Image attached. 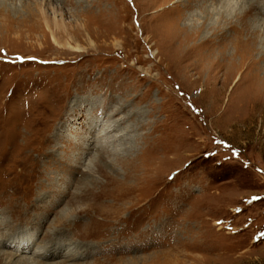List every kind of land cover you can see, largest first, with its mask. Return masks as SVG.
<instances>
[{
  "label": "rangeland",
  "instance_id": "374dc122",
  "mask_svg": "<svg viewBox=\"0 0 264 264\" xmlns=\"http://www.w3.org/2000/svg\"><path fill=\"white\" fill-rule=\"evenodd\" d=\"M187 1L0 0V234L14 243L3 250L63 241L54 257L0 264H264V70L236 84L245 65L183 59L236 14L264 24V0ZM109 122L126 136L83 154Z\"/></svg>",
  "mask_w": 264,
  "mask_h": 264
},
{
  "label": "bare ground",
  "instance_id": "6f19581e",
  "mask_svg": "<svg viewBox=\"0 0 264 264\" xmlns=\"http://www.w3.org/2000/svg\"><path fill=\"white\" fill-rule=\"evenodd\" d=\"M195 1V0H194ZM191 2V1H187L186 2V4H189V5H191L192 7H194V6H197V5H200V3L201 2H205V0H199L197 3H195V2ZM207 1V0H206ZM236 2H237V0H235ZM240 3H243V0H239V4ZM185 4V3H184ZM231 9V8H230ZM229 9V10H230ZM259 10V12L260 13H262V14H264V8H263V6L261 7V8H258ZM251 10H248V11H246L245 13H240V14H236V16H235V20L234 21H230V22H228V23H226L227 25H224V27H221V28H213L212 29V31H210V35H212L213 34V32H215V33H217V35H212V41H210L209 39H207V38H205V39H203L202 41H203V43L204 42H208V46H207V48H203V43L202 44H199V45H197V47L195 46V48H197V49H199V50H201V55L199 54V55H197V53H199L198 51H195V53L193 52V47L194 46H191L192 48L190 49V50H188L187 52H185V54H183V59L184 58H190V59H192V65H194V66H197V65H199V64H201L202 62L203 63H207V62H209V58H210V56H212V61L209 63V65H206L207 67H208V70L210 71V70H215L216 71V73L217 72H219L224 66H226V64H229V65H233V66H237L238 68H240V67H243L244 65H245V68H244V70L238 75V76H236L235 78H234V80H233V83L234 82H236V84L237 83H239L241 80H242V78H243V73H244V71H245V74H246V76L243 78V80L244 81H247L248 79H249V75L251 74V72L252 71H255V74H256V76L257 77H259V70H264V49H262V50H259V49H257V34L258 33H261V34H264V24L263 23H260V25L259 24H257V22L258 21H256L255 22V19H250V17H248V15L247 14H251V12H250ZM260 16V15H259ZM260 18V17H259ZM264 18V17H263ZM261 20V19H260ZM261 21H263L264 22V20H261ZM224 23V24H225ZM194 32V31H193ZM200 35V34H199ZM209 35V36H210ZM183 37H185L184 39H186V37H187V35L185 36H183ZM203 37H205V36H203ZM200 38V37H199ZM201 41V42H202ZM230 48H232V51L230 52L229 50H230ZM236 54H238L239 56V59H237L236 60V58H235V56H236ZM255 56H256V58H255ZM235 60H236V64H235ZM226 62V63H225ZM228 62V63H227ZM228 66V65H227ZM232 67V66H231ZM197 68V67H196ZM234 70V69H233ZM235 71V70H234ZM249 72V74H247ZM215 73V72H214ZM215 73V74H216ZM215 74H214V76H215ZM234 75V73H232V74H230L229 76H228V78H227V80L228 79H230L232 76ZM251 76V75H250ZM233 78V77H232ZM226 80V79H225ZM229 82V81H228ZM259 82L263 85V83H264V76H262L261 78H260V80H259ZM210 84V83H209ZM213 84V83H212ZM228 86V85H227ZM236 87V86H235ZM240 87V86H239ZM261 87V86H260ZM259 87V88H260ZM224 87H222V88H218V91H221L222 92V89H223ZM237 89V88H236ZM255 90V89H254ZM253 90V91H254ZM259 93V92H258ZM237 95V94H236ZM229 97H230V95H229ZM236 97V96H235ZM240 97V96H239ZM232 100H234V99H232ZM119 108V107H118ZM118 108L116 109V110H118ZM121 119H123V118H121ZM73 120H76V119H73ZM44 121V120H43ZM64 121V120H63ZM72 121V120H71ZM123 121V120H122ZM24 123V122H23ZM40 123H41V121H40ZM68 123L67 122H65V123H62L61 125H60V129H59V131H60V133H61V131L63 132L64 131V127H65V125H67ZM28 125V124H27ZM42 126H43V124H41ZM30 126H31V124H30ZM118 126H120L119 124H115V123H112V122H109L108 124H106L105 126H104V128H102L101 129V133L100 134H102L101 136H98L96 139H94V138H91L90 140L86 137L84 140H86V142H85V146H83L84 148H83V154H87L88 153V151H91V149H93V147H96L97 145V156H99V157H101V155L103 154V153H105V151L104 150H101L102 148H101V142H104V141H107L108 139H111V141L112 142H117V141H119V142H121V140L123 139V137H125L126 136V132L125 133H120L119 135H118V137H116L117 135L116 134H112V135H108V134H111L112 133V131H114V127H118ZM25 127V126H24ZM47 127H48V125H47ZM109 128H113V129H111V130H109ZM26 129V128H25ZM29 130V129H28ZM30 130H31V128H30ZM24 132V131H23ZM31 133V132H30ZM50 134V133H49ZM48 134V135H49ZM57 134H59V133H57ZM74 134V133H73ZM106 135H108V138H106L107 136ZM57 136V135H56ZM62 136V135H61ZM106 136V137H105ZM25 137V136H24ZM45 137V136H44ZM26 138V137H25ZM60 138V137H59ZM48 139V138H47ZM20 140V139H19ZM25 140V139H24ZM29 140H31V138L29 139ZM28 140V141H29ZM33 141H36V140H33ZM94 141H98V143L96 142V143H94ZM118 142V143H119ZM34 143V142H33ZM45 143H46V141H45ZM81 143V142H80ZM92 143H94V144H92ZM95 144H97V145H95ZM35 145V144H34ZM44 145V144H43ZM50 145V144H49ZM90 145H93L92 147L90 146ZM105 146V145H104ZM51 147V146H50ZM100 147V148H99ZM120 148H122L121 147V144H120ZM126 148V147H125ZM19 149V148H18ZM31 149V148H30ZM36 149V148H35ZM19 150H21V149H19ZM23 150H24V148H23ZM26 150V149H25ZM101 150V151H100ZM8 151V150H7ZM34 151V150H33ZM117 151V150H116ZM21 152V154H22V156H24V154H23V151H20ZM28 153H29V151H27ZM43 152H44V150H43ZM46 152V151H45ZM106 152H110L109 150H106ZM48 153V152H47ZM52 153V152H51ZM35 154V153H34ZM49 154V153H48ZM55 153H52V156L54 155ZM18 155V154H17ZM42 155V154H41ZM95 155V154H94ZM118 155V154H117ZM122 155V154H121ZM19 156V155H18ZM21 156V157H22ZM39 156H40V154H39ZM46 156V155H45ZM103 156V155H102ZM114 156H116L115 154H114ZM98 157V158H99ZM118 157H119V155H118ZM117 157V158H118ZM122 157V156H121ZM128 157V156H127ZM127 157L125 156L124 158H126L127 159ZM37 158H38V156H37ZM41 158H43V157H41ZM116 158V157H115ZM1 160L4 162V157H2L1 158ZM115 160H117V159H115ZM122 160V159H121ZM102 161V160H101ZM105 161V160H104ZM34 162V161H33ZM106 162V161H105ZM118 162H120L119 161V159H118ZM117 162V163H118ZM37 163V162H36ZM113 163V162H112ZM111 162H109V163H104L105 165H108L109 167H111V169H112V171L114 172L115 171V169H114V165L112 164ZM8 164H10L9 166L7 165V167H6V169H7V171L10 173V174H13L14 173V169L17 167V166H22V163L21 162H19V161H13V160H11L10 159V161H9V163ZM35 164V163H34ZM95 164H97L96 162H95ZM133 164V163H132ZM75 165V164H74ZM124 165V164H123ZM34 167V166H33ZM99 167V166H98ZM126 167V166H125ZM30 168V167H29ZM85 170H87L88 168H89V165H86L85 167ZM30 170V169H29ZM47 170H49V169H47ZM100 170V169H99ZM51 171V170H50ZM101 171V170H100ZM48 172V171H47ZM75 172V171H74ZM78 172V171H77ZM85 172V171H84ZM83 173V172H82ZM89 173V172H88ZM48 174H49V172H48ZM91 174V173H90ZM101 174V173H100ZM103 174V173H102ZM83 176H84V174H83ZM89 176V175H88ZM125 177V179L127 180V182L129 181V179H134V178H138L139 176H140V174H137V173H135V175L134 176H126V175H124ZM108 177V176H107ZM32 178V176L30 177V179ZM109 178V177H108ZM82 179H83V177H82ZM107 179V178H106ZM22 182V181H21ZM87 181H85V183H86ZM110 183H112V182H114V179L112 178L110 181H109ZM50 183H53L52 182V180L50 181ZM104 183V182H103ZM99 184V181H98V179L97 178H92L91 177V179H90V185H91V187H93V186H95V185H98ZM113 184V183H112ZM112 184H111V186H112ZM126 184V183H125ZM131 184V183H130ZM17 185H19V184H17ZM134 185V184H133ZM124 186V185H123ZM122 185H121V188L123 187ZM49 187V186H48ZM82 187V186H81ZM84 187V186H83ZM98 187V186H97ZM108 187V186H107ZM126 187V186H125ZM133 186H131V188H132ZM16 188L17 189H20L21 187L20 186H16ZM27 188V187H26ZM25 188V189H26ZM114 188H116L115 186H114ZM119 188V187H118ZM134 188V187H133ZM82 189V188H81ZM84 189V190H83ZM82 190L83 191H88V192H86V195H88V194H90V189L91 188H89V184H86V186H85V188H83ZM103 189H106V188H103ZM117 189V188H116ZM127 189V188H126ZM135 189V188H134ZM100 190V189H99ZM112 190H114V189H112ZM123 190V189H122ZM22 191V190H21ZM103 191V190H102ZM102 191H100V193L102 192ZM110 191V190H109ZM115 191V190H114ZM114 191L112 192V193H114ZM46 192V191H45ZM108 192V191H107ZM127 192H129V191H123V192H120V193H118L117 191H116V193L117 194H115L114 193V195H110V197H111V199H117L118 197H120V196H123V195H125V194H127ZM136 192V191H135ZM82 192H78V194H81ZM104 193V192H103ZM109 193V192H108ZM138 193V192H137ZM78 194H77V196H78ZM102 194V193H101ZM19 195V194H18ZM136 195V194H135ZM105 196V195H104ZM108 196V195H107ZM106 196V197H107ZM79 197V196H78ZM105 197V198H106ZM109 197V196H108ZM107 197V198H108ZM125 197H127V195L125 196ZM137 197V196H136ZM59 198V197H58ZM122 198V197H121ZM86 199H88V198H86ZM119 199V198H118ZM136 199V198H135ZM134 198H133V201H137V200H135ZM39 200V199H38ZM74 200V199H73ZM108 200V199H107ZM120 200V199H119ZM113 201V200H112ZM68 202V201H67ZM90 202V201H89ZM88 202V203H89ZM94 202H95V200H94ZM101 202V201H100ZM100 202H98V203H100ZM126 202V201H125ZM131 202V201H130ZM130 202H128V203H130ZM72 203V202H71ZM111 203V201L109 200V202H107V204H110ZM123 203V202H122ZM127 203V202H126ZM134 203H136V202H134ZM100 204H102V203H100ZM106 204V205H107ZM112 204V203H111ZM118 204H120V203H118ZM137 204V203H136ZM91 205H93V204H91ZM104 205V204H103ZM127 205H129V204H127ZM126 205V206H127ZM94 206V205H93ZM118 206V205H117ZM131 206V205H130ZM111 207V206H110ZM114 207V206H113ZM112 207V208H113ZM129 207V206H128ZM138 207V206H137ZM119 208V207H118ZM117 208V209H118ZM125 208V207H124ZM143 208V207H142ZM138 209V208H137ZM18 210H20V207H18ZM45 210V209H44ZM112 210V209H111ZM126 210V209H125ZM128 210V209H127ZM135 211V210H134ZM133 212V211H132ZM62 213V212H61ZM93 213V212H92ZM103 213V212H102ZM97 214V213H96ZM131 214V213H130ZM138 214V213H137ZM129 215V214H128ZM132 215V214H131ZM66 216V215H65ZM91 216V215H90ZM89 216V217H90ZM135 216V215H134ZM138 216V215H137ZM136 216V217H137ZM62 217H63V214H61V216L60 217H58V218H56V219H58V220H63L62 219ZM106 217H108V216H106ZM111 217V216H110ZM97 218V217H96ZM129 218H131V217H129ZM93 219V218H92ZM135 219V218H134ZM118 221V220H117ZM58 222V221H57ZM93 222L95 223V221H94V219H93ZM119 223H123V220L122 221H120ZM56 224H58V223H56ZM61 224V223H60ZM124 224V223H123ZM54 225H55V223H54ZM60 226V225H59ZM120 227H122V225H120ZM56 230V229H55ZM57 231V230H56ZM49 234V233H48ZM53 235H54V233H52L51 234V238L53 237ZM8 238V234H4L3 232L0 234V246H2V247H0V261L3 259V256H7V255H10V256H12L13 254H22V253H25V252H28L29 251V253H31L32 251V256L33 257H36V258H51V257H54L55 256V253H56V251H59V249H61L62 247V244H63V241L61 240V242H55V243H50V245H48V249L46 250L47 251V254L45 253V252H38V249H39V246L40 245H38V247L36 248V247H34L33 249L31 248V246H30V244L32 243L31 241L30 242H28V243H26V242H21V243H18V244H15L14 246H16V248L15 249H13V251H4L3 250V248H5L6 246H10L9 244L11 243L10 241H8V240H6ZM119 239V238H118ZM14 244V243H13ZM12 243H11V245H13ZM37 245V244H36ZM14 246H13V248H14ZM41 247V246H40ZM31 249H32V251H31ZM72 249V248H71ZM69 253H72V252H68V249H66V252L62 255V258H66V255L65 254H67V255H69ZM65 255V256H64ZM71 255V254H70ZM75 256V255H74ZM64 258V259H65ZM67 258H69V257H67ZM4 259H5V257H4ZM73 259V258H72ZM65 260H67V259H65ZM64 260V261H65ZM64 261H63V263H64ZM21 262H27L28 264H45V263H40L37 259H31V260H23V259H18V260H16V261H14L13 263L14 264H20ZM55 263V262H54ZM60 263H62V262H60ZM48 264V263H47ZM56 264H57V262H56Z\"/></svg>",
  "mask_w": 264,
  "mask_h": 264
},
{
  "label": "snow or ice",
  "instance_id": "6c2138e0",
  "mask_svg": "<svg viewBox=\"0 0 264 264\" xmlns=\"http://www.w3.org/2000/svg\"><path fill=\"white\" fill-rule=\"evenodd\" d=\"M262 235H264V234H262Z\"/></svg>",
  "mask_w": 264,
  "mask_h": 264
}]
</instances>
